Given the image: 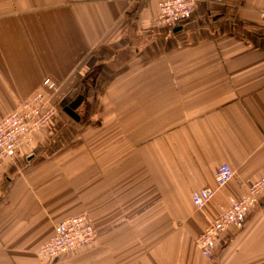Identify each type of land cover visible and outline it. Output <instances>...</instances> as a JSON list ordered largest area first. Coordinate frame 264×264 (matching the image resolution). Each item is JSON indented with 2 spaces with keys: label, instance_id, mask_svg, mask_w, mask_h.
<instances>
[{
  "label": "crops",
  "instance_id": "obj_1",
  "mask_svg": "<svg viewBox=\"0 0 264 264\" xmlns=\"http://www.w3.org/2000/svg\"><path fill=\"white\" fill-rule=\"evenodd\" d=\"M161 1L0 0V121L47 77L61 110L81 99L2 163L0 264H264V192L215 258L196 246L264 176V0H197L172 30ZM223 163L236 175L197 210ZM80 213L93 245L39 260Z\"/></svg>",
  "mask_w": 264,
  "mask_h": 264
},
{
  "label": "built area",
  "instance_id": "obj_2",
  "mask_svg": "<svg viewBox=\"0 0 264 264\" xmlns=\"http://www.w3.org/2000/svg\"><path fill=\"white\" fill-rule=\"evenodd\" d=\"M127 1L136 2L137 0ZM196 1L162 0L158 5L159 14L154 20L155 25L169 30L178 27L181 22L190 19ZM259 20L260 28L264 31V9L259 12ZM42 83L40 91L35 92L30 100L22 103L14 113L8 114L0 121V184L3 182V161L12 160L19 145L22 143L29 145L35 133L48 128L49 123L59 114L54 102L59 85L49 77ZM235 175V171L228 164L221 165L214 175L217 189L225 187ZM215 192L216 188H201L194 191L191 194L194 207L197 210L203 209L212 200ZM263 192L264 176L254 181L241 198L229 202L228 208L222 210L223 213L214 221L209 222L206 230H203L196 239V246L206 259L214 258L216 238L221 233L229 228L243 227L249 210L259 205V196ZM92 221L91 217L79 214L56 224L53 236L37 251L39 260L46 263L61 255L73 253L81 247L91 246L97 234Z\"/></svg>",
  "mask_w": 264,
  "mask_h": 264
},
{
  "label": "rangeland",
  "instance_id": "obj_3",
  "mask_svg": "<svg viewBox=\"0 0 264 264\" xmlns=\"http://www.w3.org/2000/svg\"><path fill=\"white\" fill-rule=\"evenodd\" d=\"M191 16H192V15H191ZM190 18H191V17H190ZM54 102H56V101H54ZM57 105H58V103H57ZM66 107H67V106H66ZM60 110H61V109H60ZM62 111H63V110H61V112H62ZM223 164H225V163H223ZM223 164H221V165H223ZM227 164H228V163H227ZM221 165H220V166H221ZM220 166H219V167H220ZM219 167H218V168H219ZM218 168H217V170H218ZM3 170H4V169H3ZM3 170H2V171H3ZM217 170H216V171H217ZM4 181H5V180H4V174H3V182H2V183H4ZM2 183H1L0 185H2ZM214 183H215V181H214ZM227 183H228V182H227ZM229 183H230V182H229ZM226 186H227V185H226ZM226 186H225V187H226ZM208 188H212V187H208ZM214 188H216V192H215V194H216L217 191H218L219 189H217V185H215ZM214 188H213V189H214ZM223 188H224V187H223ZM223 188H220V189H223ZM200 189H201V188H200ZM203 189H204V188H203ZM215 194H214V196H215ZM213 198H214V197H213ZM213 198H212V200H213ZM239 198H241V196H240ZM239 198H238V199H239ZM212 200H211V201H212ZM232 200H237V199H232ZM232 200H231V201H232ZM211 201H210V202H211ZM231 201H230V202H231ZM228 206H229V202H228ZM228 206H226V207H222V206L219 207V212H220L219 216L223 213L222 210H226V209L228 208ZM80 214H81V213H80ZM81 215H86V214H81ZM77 216H78V215H77ZM87 216H88V215H87ZM88 217H89V216H88ZM216 217H218V216H216ZM216 217H215V218H216ZM214 220H215V219H213L212 221H214ZM212 221H210V222H212ZM244 225H245V224H244ZM244 225H243V226H244ZM242 228H243V227H242ZM242 228H241V229H242ZM229 229H230V228H229ZM231 229H234V230H241V229H235V228H231ZM205 230H206V229H205ZM226 231H228V230H226ZM226 231H225V232H226ZM225 232H223V233H225ZM223 233H221V234L218 236V238H216V239H217V240H216V243H217L219 237H220ZM49 239H50V238H49ZM49 239H48V240H49ZM196 239H197V238H196ZM44 244H45V243H44ZM44 244H43V245H44ZM92 245H93V243H92ZM215 249H216V244H215ZM199 251H200V250H199ZM200 252H201V251H200ZM214 253H215V251H214ZM204 256H205V255H204ZM214 258H215V254H214ZM38 259H39V258H38ZM205 259H206V258H205ZM212 259H213V258H212ZM212 259H211V260H212ZM207 260H208V259H207Z\"/></svg>",
  "mask_w": 264,
  "mask_h": 264
},
{
  "label": "water",
  "instance_id": "obj_4",
  "mask_svg": "<svg viewBox=\"0 0 264 264\" xmlns=\"http://www.w3.org/2000/svg\"><path fill=\"white\" fill-rule=\"evenodd\" d=\"M81 102V99H75V101L71 104H69L67 107H65L63 110L64 112L70 116L71 118L76 119V114H75V108L79 106Z\"/></svg>",
  "mask_w": 264,
  "mask_h": 264
},
{
  "label": "trees",
  "instance_id": "obj_5",
  "mask_svg": "<svg viewBox=\"0 0 264 264\" xmlns=\"http://www.w3.org/2000/svg\"><path fill=\"white\" fill-rule=\"evenodd\" d=\"M55 105H56V107H57V109L59 110V113H60L61 106L59 104L57 105V102H55ZM62 112L64 113V111H62Z\"/></svg>",
  "mask_w": 264,
  "mask_h": 264
}]
</instances>
